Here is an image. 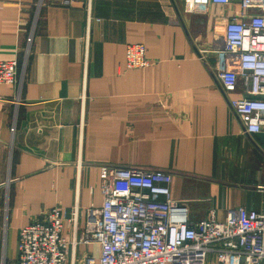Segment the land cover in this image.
I'll return each mask as SVG.
<instances>
[{
	"label": "crops",
	"instance_id": "1",
	"mask_svg": "<svg viewBox=\"0 0 264 264\" xmlns=\"http://www.w3.org/2000/svg\"><path fill=\"white\" fill-rule=\"evenodd\" d=\"M39 1L0 0V60L19 59L34 27L19 97L0 84V264L16 263L19 230L54 206L77 210L67 264L97 259L100 245L79 237L102 202V166L170 173L190 223L263 208L264 131H245L230 106L241 85L217 76L238 70L216 53L236 1L194 12L183 0ZM128 43L152 64L126 68Z\"/></svg>",
	"mask_w": 264,
	"mask_h": 264
},
{
	"label": "built area",
	"instance_id": "2",
	"mask_svg": "<svg viewBox=\"0 0 264 264\" xmlns=\"http://www.w3.org/2000/svg\"><path fill=\"white\" fill-rule=\"evenodd\" d=\"M236 1L237 14L224 26V41L216 53L236 55L238 70H218L228 90L237 84L242 95L230 106L245 131H264V0H183L185 10H206L210 4ZM42 1H39L41 5ZM33 25L20 58L0 60V84L21 91ZM152 64L142 43L125 47V67ZM102 202L85 210L79 242L97 243V259L83 264H206L209 253L223 264H261L264 261V206L260 211L230 208L223 221L209 217L188 221L181 202L170 197L171 175L165 171L122 167L99 169ZM4 211H6L4 209ZM77 210L54 206L18 233L15 264H67L75 239L65 233L66 222L76 229Z\"/></svg>",
	"mask_w": 264,
	"mask_h": 264
}]
</instances>
